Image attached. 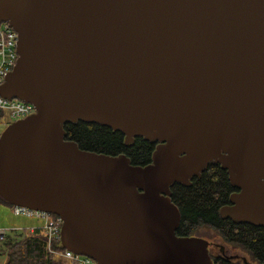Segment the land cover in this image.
<instances>
[{
  "label": "water",
  "instance_id": "95a60500",
  "mask_svg": "<svg viewBox=\"0 0 264 264\" xmlns=\"http://www.w3.org/2000/svg\"><path fill=\"white\" fill-rule=\"evenodd\" d=\"M18 59L0 98L35 113L0 133V198L55 215L96 264H213L175 236L173 184L218 165L220 218L264 229V0H0ZM157 143L151 162L79 149L65 124Z\"/></svg>",
  "mask_w": 264,
  "mask_h": 264
},
{
  "label": "trees",
  "instance_id": "16d2710c",
  "mask_svg": "<svg viewBox=\"0 0 264 264\" xmlns=\"http://www.w3.org/2000/svg\"><path fill=\"white\" fill-rule=\"evenodd\" d=\"M2 117L0 111V119ZM64 131L65 139L75 142L81 150L108 156L125 155L132 165L137 166L149 164L155 148L140 137L125 146L122 133L94 123L78 121L73 125L65 124ZM232 191L227 173L218 165H208L200 177L192 179L189 187L173 184L170 187L171 200L181 215L176 235L193 237L198 229L207 227L215 231L223 242L248 253L252 261L264 264V230L247 223L235 224L218 216L220 207L228 203ZM0 203L12 208L1 198ZM10 235L14 237L10 238ZM10 235L0 242V258H4L2 264H69L48 253L45 237L39 229ZM55 247L63 250L59 242ZM213 264L233 263L219 257Z\"/></svg>",
  "mask_w": 264,
  "mask_h": 264
},
{
  "label": "built area",
  "instance_id": "2783aa9c",
  "mask_svg": "<svg viewBox=\"0 0 264 264\" xmlns=\"http://www.w3.org/2000/svg\"><path fill=\"white\" fill-rule=\"evenodd\" d=\"M17 59V33L7 22L0 23V84L4 81L7 73L13 69ZM0 111H7L9 119L16 121L33 114L35 109L31 104L17 99L8 100L0 98ZM12 213L15 216L35 219L41 222V225L32 228L31 232L36 229L42 232L45 237L46 250L50 255L62 259L69 264H96L88 257L74 254L65 249H56L55 245L60 240V218L47 213L32 211L24 207H13ZM7 234V230L0 229V242Z\"/></svg>",
  "mask_w": 264,
  "mask_h": 264
},
{
  "label": "rangeland",
  "instance_id": "374dc122",
  "mask_svg": "<svg viewBox=\"0 0 264 264\" xmlns=\"http://www.w3.org/2000/svg\"><path fill=\"white\" fill-rule=\"evenodd\" d=\"M2 113L3 117L0 119V132L4 130L3 128L5 127V125L11 122V120L9 119V113L7 111H2ZM37 225H41V222L35 219H30L21 216L15 217L12 214L9 206L0 203V229L7 230L8 235L31 233V229L36 227ZM197 234L200 238L205 239L209 243V253L211 257L218 256L220 254V249H223L225 253L227 251L228 255H236L238 260L242 261L241 264H257L256 262L252 261L247 254H243L240 251L223 245L215 231L209 228H200L197 230ZM9 237L13 238L14 235H10ZM3 261L4 258H0L1 264L3 263Z\"/></svg>",
  "mask_w": 264,
  "mask_h": 264
},
{
  "label": "flooded vegetation",
  "instance_id": "af4514ba",
  "mask_svg": "<svg viewBox=\"0 0 264 264\" xmlns=\"http://www.w3.org/2000/svg\"><path fill=\"white\" fill-rule=\"evenodd\" d=\"M150 143V142H149ZM150 144H152V145H154V146H156L157 145V143H150ZM219 167V166H218ZM206 169V168H205ZM204 169V170H205ZM201 174H202V172H200V175L199 176H196V178H198V177H200L201 176ZM228 176V175H227ZM194 178V177H193ZM192 178V179H193ZM192 179L190 180V186H191V183H192ZM181 185V184H180ZM181 186H183V187H189V186H184V185H181ZM239 192V190L238 189H236V188H233V191L231 192V194L229 195V197H228V203L227 204H225V205H223V206H221L220 207V209L221 208H223V207H226V206H229L231 203H230V201H229V199H230V196L231 195H233V194H235V193H238ZM171 197V196H170ZM220 209H219V211H218V216L220 217V214H219V212H220ZM222 219V218H221ZM180 220H181V215H180ZM230 220V219H229ZM231 221V220H230ZM235 224H237V223H235ZM255 227V226H254ZM202 228H207V227H202ZM258 228H261V227H258ZM263 229V228H262ZM264 230V229H263ZM175 236L177 237V238H179V239H183V238H197V239H202V240H205V239H203V238H200L199 236H198V234H195V236H193V237H184V236H178V235H176V231H175ZM219 239H220V241H221V243L223 244V245H225V246H227V247H230V248H233V249H235V250H237V251H240V252H242L243 254H248V253H246L245 251H242L240 248H237V247H234V246H230V245H228L227 243H225V242H223V240H222V238L219 236L218 237ZM206 241V240H205ZM207 242V241H206ZM209 249H210V245H209V243H208V247H207V250H208V255H209V257H210V259L211 260H213V262H215L219 257H222V258H225V259H227V260H229L231 263H233V264H241L242 263V261H240V260H238V258L236 257V255H228L227 254V251H226V253L224 252V250L222 249H220V254L218 255V256H213V257H211V255H210V253H209ZM249 256V255H248ZM250 257V256H249ZM212 262V263H213Z\"/></svg>",
  "mask_w": 264,
  "mask_h": 264
},
{
  "label": "crops",
  "instance_id": "0c3cea01",
  "mask_svg": "<svg viewBox=\"0 0 264 264\" xmlns=\"http://www.w3.org/2000/svg\"><path fill=\"white\" fill-rule=\"evenodd\" d=\"M11 209V208H10ZM12 212V211H11ZM13 214V213H12ZM16 217V216H15ZM36 225V224H35ZM33 226V225H32ZM16 231V230H15Z\"/></svg>",
  "mask_w": 264,
  "mask_h": 264
}]
</instances>
